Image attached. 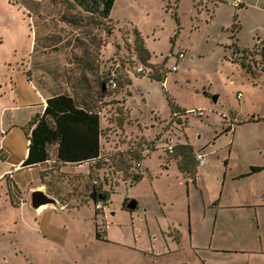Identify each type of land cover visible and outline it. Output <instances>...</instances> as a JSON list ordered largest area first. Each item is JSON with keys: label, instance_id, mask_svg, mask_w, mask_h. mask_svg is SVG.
I'll list each match as a JSON object with an SVG mask.
<instances>
[{"label": "rangeland", "instance_id": "rangeland-1", "mask_svg": "<svg viewBox=\"0 0 264 264\" xmlns=\"http://www.w3.org/2000/svg\"><path fill=\"white\" fill-rule=\"evenodd\" d=\"M76 4L0 0V264H264V168L250 172L264 167V0H115L107 19ZM134 29L147 65L134 53ZM44 36L60 45L40 58ZM77 63L86 74L81 91ZM46 65L50 74L41 75ZM139 65L157 69L163 82L126 72ZM100 70L121 72L131 87H104L100 97ZM41 77L59 86L49 93H70L98 112L97 160L58 164L51 149L46 166L12 169L27 147L26 123L42 112ZM170 102L185 113L176 116ZM176 144L192 148L183 170ZM39 187L58 203L32 209L29 195ZM91 192L107 200L96 203ZM217 197L216 209L200 212L202 200ZM124 198L137 210H120ZM171 222L182 230H167Z\"/></svg>", "mask_w": 264, "mask_h": 264}, {"label": "trees", "instance_id": "trees-1", "mask_svg": "<svg viewBox=\"0 0 264 264\" xmlns=\"http://www.w3.org/2000/svg\"><path fill=\"white\" fill-rule=\"evenodd\" d=\"M115 0H77L78 6L88 13H99L101 18L107 19L112 10ZM177 4L178 0H174ZM237 25L231 27V38L235 39ZM133 50L141 64L147 65L150 53L145 47L144 41L139 32L133 30ZM234 50H238L235 43L232 44ZM243 53L246 50L242 51ZM260 55L261 69L264 70V43L258 51ZM244 57V56H243ZM243 57L236 60L237 64L246 72H251L252 68L248 61ZM153 74L148 76L152 80L163 82L165 75L157 73L153 68ZM109 72V71H108ZM107 72V74H108ZM106 74V75H107ZM100 82V97L106 95L105 78ZM126 84V80H118V86ZM171 112L177 115L185 113L174 107L170 102ZM173 118V117H172ZM248 122L255 121L252 117ZM230 128H225L227 132ZM101 129L99 125V115L87 103L78 102L73 96L67 93L52 95L45 100V106L40 114L32 116L25 125V136L27 140L26 157L21 163V167L28 168L45 163L50 158V150H53L55 161L66 164H80L86 161L95 160L99 157L100 144L99 138ZM174 151L180 159L179 168L183 170L185 159L192 153V148L188 144H176ZM198 164V163H196ZM194 168V167H193ZM264 167H251L250 172L254 173ZM42 174L40 173V179ZM140 179L134 177V180ZM98 194L92 193V197L97 200ZM102 197L106 195L101 194ZM96 237L99 235L96 233Z\"/></svg>", "mask_w": 264, "mask_h": 264}, {"label": "crops", "instance_id": "crops-1", "mask_svg": "<svg viewBox=\"0 0 264 264\" xmlns=\"http://www.w3.org/2000/svg\"><path fill=\"white\" fill-rule=\"evenodd\" d=\"M206 2H207V0H206ZM76 8H77V10H79V11H82V12H85L80 6H76ZM45 9H47V7L45 6ZM61 22L62 23H65L66 21L65 20H61ZM34 39H35V37H34ZM59 43L58 42H50V41H48V39H47V36H44L43 37V39L42 40H40V43H39V53H40V55H39V57L40 58H46L48 55H50V54H53V53H57V51H58V49H59ZM36 43H35V41L33 42V51H34V49L36 48ZM77 58H80V57H77ZM50 68H47V65L46 66H44V68L42 67L41 68V70L40 71H42L43 73H41V75H48V74H50ZM57 71V70H56ZM73 72H74V74H76V79H75V86H76V88H77V91H81V90H84L85 88H87V82H86V74H85V70L82 68V67H80L79 66V64L77 63V65H76V68H74V70H73ZM102 73H105V72H103V70H100V74H102ZM105 74H107V73H105ZM104 74V75H105ZM101 79V78H100ZM37 80H38V83L40 84V87H41V89L44 91V95H43V99H42V103H41V106H42V110L41 111H43V109H44V106H45V100L48 98V97H50V96H52V95H57V94H60V93H64V92H51V93H49L50 91H55L54 90V87L56 86L57 87V83H56V81H54V80H52L50 77H48V78H45V77H41V78H37ZM102 81H103V78H102ZM126 87H131V82H130V78H128V79H126ZM63 86V85H62ZM59 87V86H58ZM57 87V88H58ZM64 90V89H63ZM68 94V93H67ZM69 95H71L70 93H69ZM71 96H73V95H71ZM122 104L124 105V107H126V109H127V111H128V113H129V116H130V109H129V106H128V99L127 98H122ZM42 113V112H41ZM98 113V112H97ZM40 114V113H39ZM99 125H100V120H99ZM99 144H100V148H101V135H100V138H99ZM198 151V150H197ZM197 151H195V152H197ZM26 157V150H25V152H24V155H23V158L22 159H20L19 160V162L17 163V164H15L14 165V167L12 168V169H17V168H22L21 167V164H20V162H22V160L24 159ZM99 157H100V153H99ZM98 157V158H99ZM97 158V159H98ZM97 159H95V160H97ZM95 160H91V161H86V162H83V163H80V164H78L79 166H81V165H84V164H87V163H89V162H93V161H95ZM145 160V159H144ZM49 161V160H48ZM48 161H46L45 163H42V164H38V165H36V166H33V167H37V166H46L47 165V163H48ZM53 161H55V160H53ZM142 163H144V161H142ZM58 164H63V163H60V162H58ZM64 165H77V164H70V163H66V164H64ZM144 165V164H143ZM28 168H30V167H28ZM165 170H161V174H167L168 173V167L167 166H165V167H163ZM177 169V168H176ZM176 169H174L175 171H176V177H180L181 178V180L184 182V185L185 186H187V183L188 182H185L186 180H184L185 178H183L182 176H177L178 175V172H177V170ZM260 171H262V170H260ZM260 171H257V172H260ZM249 175V174H248ZM240 176H242V175H237V176H233L232 178L234 179V178H239ZM144 179V177L141 179V180H143ZM232 179V180H233ZM150 181H152V179L150 180ZM190 182H192L191 180H190ZM186 183V184H185ZM196 183V182H195ZM194 182H193V184L194 185H196ZM220 197H217L216 199H213V200H211L210 202H208V201H203L202 200V209H201V211L200 212H202L203 214L206 212V210H213V208L214 209H216L218 206H219V199ZM165 206H163V208H164ZM186 207H187V212H190L191 210V207H190V204H189V202H187V205H186ZM215 224V223H214ZM167 226V225H166ZM188 227H189V225H188ZM163 228H165V227H163ZM169 229H175V230H182V229H180V228H177V227H175L174 226V223L173 222H171L170 223V225H168L167 226V230H169ZM187 230H191V228H188ZM214 230H215V226L213 225V227H211V233H213L214 232ZM192 233H191V231H189V235H191ZM210 244H211V242L208 244L209 245V247H210ZM206 245V242L205 243H199V249H201V250H205L206 249V247H204ZM207 249H208V246H207ZM206 262V261H205ZM207 263V262H206Z\"/></svg>", "mask_w": 264, "mask_h": 264}, {"label": "built area", "instance_id": "built-area-1", "mask_svg": "<svg viewBox=\"0 0 264 264\" xmlns=\"http://www.w3.org/2000/svg\"><path fill=\"white\" fill-rule=\"evenodd\" d=\"M176 56L178 59H181L184 57L182 52H178V54ZM171 71H176V66H173L171 68ZM126 72L130 73V74H137V75L146 76V77L153 74L152 69H147L143 65H139V66L135 67L133 72L128 71V70H126ZM121 77H122L121 72L114 71V70L109 71L108 74L106 75V78H105L106 88L111 90V91L115 90L118 86V80H122ZM237 97L239 98L240 94H237ZM192 113L196 114V115H201V111H193ZM176 116H177V114H176ZM167 151L169 153H172V148L168 147ZM204 158H205V155L203 153H196L195 154V160L200 165L204 164ZM136 165L139 166L138 163Z\"/></svg>", "mask_w": 264, "mask_h": 264}, {"label": "water", "instance_id": "water-1", "mask_svg": "<svg viewBox=\"0 0 264 264\" xmlns=\"http://www.w3.org/2000/svg\"><path fill=\"white\" fill-rule=\"evenodd\" d=\"M217 96H213L212 100L215 102ZM58 201L50 196L42 187L38 189L32 190L29 195V204L32 209L37 210L39 207L44 205H55ZM136 207V201L132 199L127 205L126 208L129 210H133Z\"/></svg>", "mask_w": 264, "mask_h": 264}, {"label": "flooded vegetation", "instance_id": "flooded-vegetation-1", "mask_svg": "<svg viewBox=\"0 0 264 264\" xmlns=\"http://www.w3.org/2000/svg\"><path fill=\"white\" fill-rule=\"evenodd\" d=\"M92 193L93 192H91V196H92ZM94 193H96V192H94ZM96 194H98V193H96ZM105 195V194H104ZM94 199V198H93ZM105 200H107V198L106 197H102L101 196V194H98V196H97V200H95L94 199V201L97 203V202H101V203H104L105 202ZM132 200V198H124L122 201H121V203H120V210H122V211H125V212H128V213H133L135 210H137V208H138V203H137V201H136V207L133 209V210H129V209H127L126 208V205L130 202Z\"/></svg>", "mask_w": 264, "mask_h": 264}, {"label": "bare ground", "instance_id": "bare-ground-1", "mask_svg": "<svg viewBox=\"0 0 264 264\" xmlns=\"http://www.w3.org/2000/svg\"><path fill=\"white\" fill-rule=\"evenodd\" d=\"M43 207H47V205H44V206L39 207V208L37 209V211L40 210V209L43 208Z\"/></svg>", "mask_w": 264, "mask_h": 264}]
</instances>
